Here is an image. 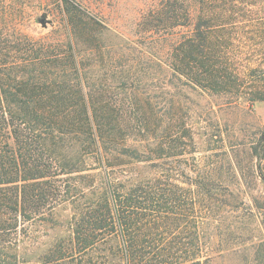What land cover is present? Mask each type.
I'll use <instances>...</instances> for the list:
<instances>
[{"label": "trees", "instance_id": "16d2710c", "mask_svg": "<svg viewBox=\"0 0 264 264\" xmlns=\"http://www.w3.org/2000/svg\"><path fill=\"white\" fill-rule=\"evenodd\" d=\"M29 1L0 0V264H214L180 162L201 92L264 101V0Z\"/></svg>", "mask_w": 264, "mask_h": 264}, {"label": "rangeland", "instance_id": "374dc122", "mask_svg": "<svg viewBox=\"0 0 264 264\" xmlns=\"http://www.w3.org/2000/svg\"><path fill=\"white\" fill-rule=\"evenodd\" d=\"M94 1L108 9L118 7L119 13L127 1L131 8L141 4L140 0ZM35 3L29 1L32 6ZM32 14L40 15V11ZM32 29V34L44 31L43 21ZM193 100L196 113L190 121L196 147L189 148L191 156L180 164L188 169L201 166V187L207 184L219 199L214 264H264V101L252 108L243 102L227 108L221 98L206 92ZM206 213L202 204L201 215Z\"/></svg>", "mask_w": 264, "mask_h": 264}]
</instances>
